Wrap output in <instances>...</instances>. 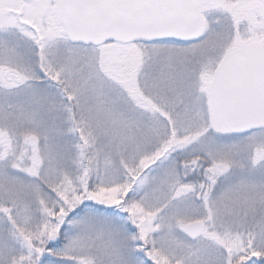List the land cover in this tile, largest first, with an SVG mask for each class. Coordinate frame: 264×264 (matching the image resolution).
<instances>
[{"label": "snow or ice", "instance_id": "obj_1", "mask_svg": "<svg viewBox=\"0 0 264 264\" xmlns=\"http://www.w3.org/2000/svg\"><path fill=\"white\" fill-rule=\"evenodd\" d=\"M0 264H264V0H0Z\"/></svg>", "mask_w": 264, "mask_h": 264}]
</instances>
